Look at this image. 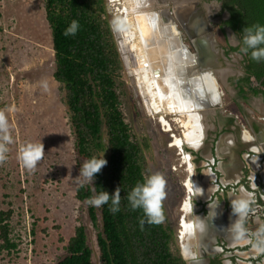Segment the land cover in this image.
I'll return each mask as SVG.
<instances>
[{"label":"rangeland","instance_id":"rangeland-1","mask_svg":"<svg viewBox=\"0 0 264 264\" xmlns=\"http://www.w3.org/2000/svg\"><path fill=\"white\" fill-rule=\"evenodd\" d=\"M197 2L218 43L224 48L228 43L238 45V34L227 28H224L227 35L221 31L222 22L228 16L221 3L218 0ZM45 3L46 0H0V110L8 119L13 141L7 146L6 160L0 163V210H13L11 238L17 244L11 251H0V264H57L66 255L65 246L80 224L88 229L94 263L103 264L97 247V229L89 217L90 204L76 197V189L80 185L76 177L85 161L79 160L76 154L64 91L54 79L55 55ZM107 3L124 64L122 110L132 128L134 140L142 143L148 140L149 146L144 149L146 177L159 172L165 179L163 222L175 231L177 239L173 249L180 250L178 206L179 197L184 196L181 182L187 176L177 155L180 149L167 144L170 136L159 122V116L149 115L134 92L127 62L129 52H126L117 23L131 14L124 10L125 0H107ZM163 4L175 17L172 0ZM177 27L183 30L178 24ZM123 28L129 31L130 24L123 23ZM186 36L182 42L188 46L191 41ZM241 66V56L231 52L228 58H223V67L227 69L225 74L229 78L225 75L221 80L216 75L223 91L220 110L234 112L237 116V105L244 102L235 91L233 79L241 72ZM44 83L47 84L46 89ZM253 85L256 86L257 82L253 81ZM251 100L262 102L260 95ZM244 106L252 110L254 118L263 121V114L255 112L251 105ZM173 119L175 116H168L172 125L170 132L181 136L182 128ZM237 121L247 128L243 117L239 116ZM29 142L43 143L45 147L43 159L33 170L26 169L20 159L22 149ZM183 146L181 152L184 151ZM103 156L107 160L104 167H107V150L101 153L100 158ZM87 183L90 182H84Z\"/></svg>","mask_w":264,"mask_h":264},{"label":"trees","instance_id":"trees-1","mask_svg":"<svg viewBox=\"0 0 264 264\" xmlns=\"http://www.w3.org/2000/svg\"><path fill=\"white\" fill-rule=\"evenodd\" d=\"M229 14L222 24L240 37L239 50L245 58L247 77L259 87L250 88L264 95V59H252L251 51H241L246 28L264 26V0H218ZM46 18L51 27L56 69L54 79L64 91L70 114L75 151L79 160L100 159L108 151V166L93 181L76 189L78 200L87 202L102 191H121L119 211L113 213L111 199L101 207H89V217L97 229V247L103 264H187L174 250L176 233L163 221L148 223L141 208L133 209L128 194L143 183L144 149L148 140H134L132 128L122 110L124 64L110 21L107 0H46ZM79 22L75 35L65 36L72 21ZM264 47V45H260ZM242 91H247L244 87ZM13 210H0V251H11L17 244L11 238ZM141 219L145 221L141 227ZM66 255L57 264H95L94 249L84 224L76 227L68 240Z\"/></svg>","mask_w":264,"mask_h":264},{"label":"flooded vegetation","instance_id":"flooded-vegetation-1","mask_svg":"<svg viewBox=\"0 0 264 264\" xmlns=\"http://www.w3.org/2000/svg\"><path fill=\"white\" fill-rule=\"evenodd\" d=\"M225 12L228 15L226 19H228L229 14L227 11ZM209 27L210 25L206 30ZM224 28L234 32L226 25H224ZM221 31L227 35V30ZM181 32L183 34L182 41H184L185 35L189 38L184 30ZM209 33L211 34V32ZM212 33L214 41L218 47L220 46V51L217 52L222 59L221 68L223 67V58H228L231 52H237L242 58L241 72L236 74L233 80L235 91L244 102L237 105V113L240 117H243L247 128H243L237 121L239 117L237 114H233L234 112L228 110L222 112L220 110L221 106L216 107L212 109L215 111L211 112L212 110H210L206 117L210 129L207 128L205 131L203 147L196 149L184 144V151L191 154V161L194 164L192 178L195 181H201L207 187L206 192L198 194L193 192L190 194L187 190L185 180L190 176V172L186 169L188 166L181 159L183 151L179 150L177 153L179 161H181L180 166L183 163L182 166H185L184 170L187 173L186 178L181 182L182 186L180 188L184 196L183 198L179 197L180 204L178 206L180 210L179 239L181 240L179 251L187 264H264V244L261 243L264 240V153L259 151V148L258 151L253 149V146L258 147L264 143V131L261 130V127L264 128V118L262 122L259 121L252 116V110L244 106V104L252 106L251 98H256L257 95H260L264 103V95L261 92L255 94L251 91L250 88L259 87V83L254 78H252L251 83L244 82L247 77L244 55L239 50L232 49V47L239 46L241 41L238 45L228 43L227 47L224 48L215 39L213 31ZM225 39L228 41V38ZM207 46L208 50L210 44H207ZM190 47L192 51H195L192 44H190ZM225 75L228 76L225 73L222 76ZM219 78L222 77L219 76ZM253 81L257 82L256 86L253 85ZM243 87L247 91L243 92ZM235 100L239 102L238 98ZM252 109L264 115L263 109L261 110L256 106H252ZM170 131H168L170 138L167 144L171 143L170 146H173V135L176 134ZM246 132L250 134L251 139L245 136ZM226 138H230V153L220 159L217 156V147ZM234 152L237 161L241 160L242 165L241 168L237 167V170L233 173L236 179L231 178L236 181L224 183L223 172L219 170V162L229 160L234 156ZM256 156L259 158L258 162L255 161ZM211 158L214 160L211 161ZM256 163L259 164V169L255 168ZM185 200L189 202L188 212L183 208ZM240 200L247 201V211L243 217L235 214L232 208V202ZM184 219L191 222L190 225L192 226L188 231L189 233L187 232L188 253L191 255L189 259L185 257L182 249L183 237L181 230ZM198 220L202 222L201 227L198 225ZM237 222L242 224L243 235H238L234 228Z\"/></svg>","mask_w":264,"mask_h":264},{"label":"bare ground","instance_id":"bare-ground-1","mask_svg":"<svg viewBox=\"0 0 264 264\" xmlns=\"http://www.w3.org/2000/svg\"><path fill=\"white\" fill-rule=\"evenodd\" d=\"M166 1L125 0L124 10L131 14L122 17L117 23L122 31L126 52H129L127 62L134 81V92L140 97L144 109L149 115L157 114L167 132L172 130L168 116H175L173 120L182 128V135H173L172 145L182 150L183 144L187 143L198 149L203 146L205 131L209 128L206 121L209 111L222 105V92L216 75H224L227 69L220 67L221 57L218 60L217 56L220 48L213 40V34L206 30L208 25L201 17L203 11L196 7L195 0H172L177 6L191 3V6L178 9V20H171L167 15L166 5L163 4ZM125 22L130 24L129 31L123 28ZM177 24L188 31L197 47V54L189 49L190 45L186 46L182 42ZM207 44H210L208 50ZM204 50L210 58L206 59V65L202 68L199 62L200 57L204 58ZM245 134L250 138L248 132ZM190 155L183 151L181 158L190 172L185 180L186 188L190 194L206 192L207 187L192 178L194 164ZM255 158L259 159L258 156ZM185 201L183 208L188 212L189 202ZM190 224L184 219L181 230L187 249L188 231L192 227ZM198 225L202 226L199 220Z\"/></svg>","mask_w":264,"mask_h":264},{"label":"clouds","instance_id":"clouds-1","mask_svg":"<svg viewBox=\"0 0 264 264\" xmlns=\"http://www.w3.org/2000/svg\"><path fill=\"white\" fill-rule=\"evenodd\" d=\"M79 28V22L73 20L71 25L65 30L64 35H75ZM245 35L243 37V43L247 46L242 48L241 51L247 52L248 49H252L251 57L256 61L264 59V26L254 25L252 28H246ZM234 38V37H233ZM45 89L47 84L43 85ZM12 136L10 135V125L8 119L3 110H0V163L6 160V153L8 152V145L11 144ZM45 153V147L43 143H27L21 151L20 159L22 160L23 166L28 170L36 168L38 162H40ZM107 160L104 158L97 159L93 157L85 161L81 168L80 174L77 176V182L83 186L84 182H91L94 180L97 173L106 166ZM83 177V180L80 178ZM166 197L165 193V179L159 172L153 173L152 175L145 178L144 182L138 183L132 191L128 194V200L131 207L135 210L141 208L147 217L148 223H160L164 219L163 215V201ZM111 199L110 210L115 213L119 211L121 202V191L117 187L114 194L108 191H102L98 195L91 197L87 203L94 207H101L102 205L109 202ZM233 212L243 217L247 211V201H233L232 202ZM141 227L145 221L141 219ZM238 235H243V228L240 222L234 225ZM264 244V240L261 241Z\"/></svg>","mask_w":264,"mask_h":264},{"label":"crops","instance_id":"crops-1","mask_svg":"<svg viewBox=\"0 0 264 264\" xmlns=\"http://www.w3.org/2000/svg\"><path fill=\"white\" fill-rule=\"evenodd\" d=\"M252 106H256V107H259L261 110L263 109L264 110V103L263 101L262 102H257V101H252ZM261 130L264 131V128L261 127ZM246 136V134H245ZM247 137V136H246ZM248 138V137H247ZM250 139H251V136H250ZM230 138H226L222 141L221 145H218V158H222V156H227V154L230 153V150H229V146H230V142H229ZM203 145V144H202ZM203 147V146H202ZM255 147V148H254ZM259 148V151H262V153H264V143L261 144L260 146H253V149L258 151L257 149ZM235 152H234V156L232 158H230L229 160H221L223 162H219V170H222L223 172V182L226 183L227 181H236L235 179V175H233V173L237 170V167L238 168H241V165H242V162L241 160L237 161L236 159V156H235ZM214 159L211 158V161H213ZM255 161L258 162V160L255 158ZM259 164L256 163L255 164V168L256 169H259ZM231 178H235V179H231ZM183 247V253L185 255V257L187 259H189L191 257V255L188 253L189 252V249L185 248V243L182 244ZM189 247V246H188Z\"/></svg>","mask_w":264,"mask_h":264},{"label":"water","instance_id":"water-1","mask_svg":"<svg viewBox=\"0 0 264 264\" xmlns=\"http://www.w3.org/2000/svg\"><path fill=\"white\" fill-rule=\"evenodd\" d=\"M167 2V1H166ZM165 2V3H166ZM174 3V2H173ZM183 4V3H182ZM194 4L196 5V7L197 8H200V9H202L201 7H200V3L199 2H197V0H195L194 1ZM188 5H190L191 6V3H186V4H184L183 6H188ZM183 6H177L175 3H174V6H173V9H174V11H175V17H172L171 15H170V12H167V7L165 6V10H166V13H167V15L168 16H170V18H171V20H174L173 18H176L177 20H178V17H177V13H178V9L180 8V7H183ZM201 17L203 18V20H204V18H205V14H204V12H203V15L201 14ZM205 21V20H204ZM180 25V24H179ZM181 27H182V29L188 34V31H186L185 29H184V27L182 26V25H180ZM180 31V33H181V35H182V39H183V34H182V32H181V30H179ZM208 31L210 32L211 31V28L209 27V29H208ZM211 33H212V31H211ZM213 34V33H212ZM188 36H189V38H190V40H191V44H192V46H193V48L195 49V51H193V52H195V54H197V52H198V50H197V47H195L194 46V42L192 41V39H191V37H190V35L188 34ZM214 40V39H213ZM217 44V43H216ZM219 48H220V46H219ZM190 50L192 49L191 47L189 48ZM204 58H202V57H200V65L202 66V68H204V66L203 65H206L205 63H206V59L207 58H210L209 57V55H208V53L204 50ZM219 56H220V54H218ZM218 56V58L220 59V57ZM220 61H222V59H220ZM216 68V67H215ZM214 71H215V69H214ZM215 74H217L216 72H215ZM218 75V74H217ZM219 76V75H218ZM222 93V96H223V91H221ZM223 99V98H222Z\"/></svg>","mask_w":264,"mask_h":264}]
</instances>
